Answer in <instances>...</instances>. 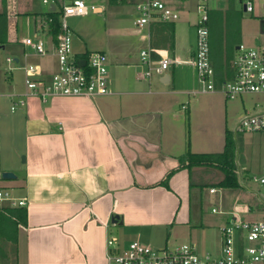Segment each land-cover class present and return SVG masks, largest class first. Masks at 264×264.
Masks as SVG:
<instances>
[{
  "label": "crops",
  "instance_id": "crops-1",
  "mask_svg": "<svg viewBox=\"0 0 264 264\" xmlns=\"http://www.w3.org/2000/svg\"><path fill=\"white\" fill-rule=\"evenodd\" d=\"M11 1L10 9L17 10L18 5L27 11L32 9L31 1ZM224 1V7L212 6V10L234 7L242 12L236 0ZM96 5L100 9L93 13L107 11L104 5ZM172 7L179 12V7ZM4 10L0 8V12ZM118 15V11L111 10L107 19L117 23ZM179 17L155 21L151 28L138 26L142 32L139 50L132 39L135 33L118 32L113 24L104 28L96 22L106 35L96 43H89L91 23L85 22L78 32L74 28L75 54L85 56L88 51L101 50L108 55L110 93L93 97L54 94L46 101L29 95L23 106L12 110L16 115L8 134L16 165L22 170L20 178L16 174L20 188L14 189L28 197V204L26 221L15 226L14 243L6 242L11 251L4 264H108L110 237L117 238L120 249L135 239L154 248L188 242L199 249L211 246L207 251L220 255L223 225L234 217L258 220L264 216H249L255 211L251 204L245 209L225 206V193L216 185L224 177L218 167L181 165L180 157L188 149L200 152L193 148L190 129L191 96L200 91L194 89L199 82L193 63L196 22ZM40 18V23L35 18L40 36L33 37L47 35L44 39L53 50L39 54L26 48L23 40L20 47H12L15 65L6 61L10 55L3 60L6 65L0 66V93L26 90L25 85L19 86L14 73L22 70L25 78L26 64H40L45 78L58 70L54 36L48 32L43 15ZM135 18L132 23L137 26ZM145 44L154 48L155 60L162 54L172 58L163 74L145 75L147 67L141 62ZM227 47L223 45L216 51L224 61ZM214 55L211 51L213 65ZM39 56L47 58L39 61ZM214 68L220 84V74ZM3 70L7 77L2 75ZM166 74L169 78L163 80ZM17 128L22 133L20 141ZM21 156L23 161H19ZM210 167L218 171L211 172ZM238 176L240 185H244L239 171ZM212 187L217 191L211 192ZM262 192H257L260 200L264 199ZM217 201L221 207L213 205L209 209Z\"/></svg>",
  "mask_w": 264,
  "mask_h": 264
},
{
  "label": "built area",
  "instance_id": "built-area-1",
  "mask_svg": "<svg viewBox=\"0 0 264 264\" xmlns=\"http://www.w3.org/2000/svg\"><path fill=\"white\" fill-rule=\"evenodd\" d=\"M61 12V31L54 40L59 68L50 78L43 77L40 64L29 63L25 66V86L22 93H0V97L11 98V110L25 104L29 95L40 96L43 100L54 94L84 95L93 97L110 93L108 78V55L101 50L86 52L87 56H79L73 50V29L69 18L87 15L91 10L98 12L99 6L88 4L86 0H43ZM240 8L254 14L262 8L264 0H236ZM138 16L134 23L137 26L151 28L155 21H172L179 17V12L167 3V0H140L137 3ZM213 7L210 0H197L198 18L196 20L197 45L193 63L204 90H217L225 93L227 98H237L245 93L261 96L255 112L247 113L240 119L239 132L264 131V45L255 47L239 43L231 60L234 76L220 84L215 79V68L211 58L210 12ZM52 17L49 18V21ZM48 28V24H46ZM40 31H43L40 30ZM26 48L39 54L47 53V43L42 37L26 36L23 39ZM154 48L149 46L141 50V62L147 67L145 75L153 72L163 74L170 66L172 58L162 54L158 60L154 58ZM7 56L6 61L12 62ZM85 60V64L82 61ZM158 61V62H157ZM2 175V172L1 174ZM264 185V170L260 177L253 176ZM211 192L217 188L212 187ZM264 197V190L260 193ZM28 197L21 196L12 187L0 186V209L7 207L27 206ZM214 211H218L214 207ZM222 246L220 255L210 251L201 252L194 243H181L173 247L154 248L138 239L120 249L117 238L108 239V264H264V216L258 220H246L234 217L221 227Z\"/></svg>",
  "mask_w": 264,
  "mask_h": 264
},
{
  "label": "rangeland",
  "instance_id": "rangeland-1",
  "mask_svg": "<svg viewBox=\"0 0 264 264\" xmlns=\"http://www.w3.org/2000/svg\"><path fill=\"white\" fill-rule=\"evenodd\" d=\"M28 4L31 1L32 9L27 11V9H21L19 5L16 8H11V0H0V8L5 7V11L8 16V39L2 47L0 43V66L6 65L3 60H5L7 55L12 56L11 48L20 47L23 38L26 36H40L35 29V18L40 23L42 13L47 11L49 5L43 0H27ZM138 0H126L123 3H114L110 0H86L88 4H101L107 8L104 13H93L92 10L85 17L73 16L69 18V24L72 29L78 32L81 25L86 23H91L92 30L89 34V43H96L102 37H106L104 29L101 33L99 30V25L96 22H101L100 26L103 25L104 28L109 25H115L118 32L133 31L134 39L136 41V49H140L141 44L138 39L141 36L140 28L135 26L132 21L134 16H138L137 2ZM172 6L179 7L180 16L182 19H190L191 22H196L198 18L197 12V0H167ZM210 5L214 7H224L226 2L224 0H210ZM183 6V8L181 7ZM7 7V8H6ZM240 8V6H238ZM112 11H118L119 17H115L118 20L117 23L112 22L107 19L108 15ZM242 10V7H241ZM263 9L258 8L254 14L242 10L239 15V20L236 26H228L223 32L222 44L216 42L213 52L216 53L218 48L226 45L233 40V43L242 42L247 45L261 47L264 45V14H262ZM180 18V17H179ZM107 19V20H106ZM235 27V29H234ZM45 39H48L47 35H44ZM113 38V37H111ZM229 39V42H226ZM121 41V40H120ZM119 41V42H120ZM231 43V42H230ZM116 44V43H115ZM47 51L51 52L53 48L49 41L47 44ZM230 45V44H229ZM147 47V44L144 45ZM236 49L232 48V53L234 54ZM215 56V55H214ZM14 57V56H12ZM46 56H39V61H45L43 59ZM36 61V60H30ZM15 65V61L12 62ZM2 75L7 77V72L3 70ZM15 78L22 88L25 85V78L22 70H14ZM158 74V73H155ZM157 76V75H156ZM199 79V77H197ZM195 90L200 92L193 93L191 96L193 106L190 110V129L192 130L191 136L194 142L193 148L200 152H215L222 151L225 144V134L226 129L231 131L234 141V158L236 167L239 171L240 177L245 181L244 185L238 187H226L221 186L219 183L216 184L222 194L225 193V206H236L240 205L243 209L247 207L248 204L254 206L255 211H250L252 218L260 217V213L264 214V199L260 200L257 192H262L264 190V185L258 180L246 177L258 176L260 177L263 173L264 168V131L261 132H237V127L242 116L247 113L255 112L259 108L257 105L258 100L261 96L254 93H245L235 99H228L219 88L216 90H203V84L199 79L198 85H195ZM260 97V98H259ZM11 98L8 96L0 97V174L5 169H10V171L19 175H22V170L18 167L17 156L13 155L12 151V140L8 131L10 130L11 122L13 116L16 115L12 112L10 108ZM197 103V105L195 104ZM9 106V107H8ZM20 125V124H19ZM19 141L21 140L22 133L19 128L16 130ZM19 161H23V156L19 157ZM211 172L213 170L218 171L213 167H210ZM215 172V171H214ZM18 178H4L0 175V186L12 187L19 189L20 184ZM216 182V181H214ZM215 205L220 208V203L217 201L214 204H210V208ZM222 209V208H221ZM228 209V208H227ZM235 209V208H234ZM239 211V208H236ZM260 219V218H259ZM180 243H178L179 245ZM11 245L6 248L10 251ZM212 249L211 246L206 248H201L200 251H207Z\"/></svg>",
  "mask_w": 264,
  "mask_h": 264
},
{
  "label": "trees",
  "instance_id": "trees-1",
  "mask_svg": "<svg viewBox=\"0 0 264 264\" xmlns=\"http://www.w3.org/2000/svg\"><path fill=\"white\" fill-rule=\"evenodd\" d=\"M114 1V0H112ZM242 13L234 9V7L229 8L227 11L223 10H212L210 13V42L211 51L216 46V42L222 44L223 32L228 26H236L239 20V15ZM43 20L45 24H48V32L53 34L54 40L57 39L59 32L61 31V12L58 10H48L42 13ZM52 20L49 21V18ZM235 29V27H234ZM8 39V16L6 11L0 12V43L4 44ZM229 42V39H226ZM231 42V43H230ZM227 47V59L223 60V55L212 56L215 62L216 71L220 74L217 78L218 83L223 82L227 78H232L234 72L231 69L230 59L233 56L232 48L236 44L233 40H230ZM230 44V45H229ZM224 49V48H223ZM220 50V49H218ZM222 52V49H221ZM85 56H87L85 54ZM234 141L231 132L228 130L226 135L225 147L220 152H195L188 149L181 157L182 166H195V165H206V166H216L222 170L224 173L223 179L219 182L221 186L226 187H238L239 176L238 169L236 167L234 158ZM164 183H167L166 179ZM26 221V209L25 206L19 207H7L0 209V264H4L5 260L9 256V251L6 248V242L10 241L12 244L14 240L12 237L15 233V226L19 225L21 222ZM14 245L12 251H14ZM11 251V249H10Z\"/></svg>",
  "mask_w": 264,
  "mask_h": 264
},
{
  "label": "water",
  "instance_id": "water-1",
  "mask_svg": "<svg viewBox=\"0 0 264 264\" xmlns=\"http://www.w3.org/2000/svg\"><path fill=\"white\" fill-rule=\"evenodd\" d=\"M51 9H55V6L52 5V6H51ZM238 47H239V46H237V48H238ZM82 63L85 64V60H83ZM168 78H169V75L166 74L165 77L163 78V80H167ZM16 176H17V175H16L14 172L10 171V170H4V171L2 172V177H4V178H15ZM113 220L115 221V220H116V217H114Z\"/></svg>",
  "mask_w": 264,
  "mask_h": 264
}]
</instances>
